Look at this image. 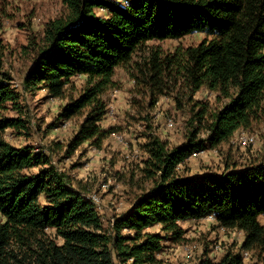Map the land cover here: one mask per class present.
Instances as JSON below:
<instances>
[{"label": "trees", "instance_id": "16d2710c", "mask_svg": "<svg viewBox=\"0 0 264 264\" xmlns=\"http://www.w3.org/2000/svg\"><path fill=\"white\" fill-rule=\"evenodd\" d=\"M58 1L66 14L45 24L23 89L62 99L74 79L86 77L81 95L59 115L71 118L89 108L76 142L99 145L112 134L101 126L108 113L101 96L116 86V70L147 43L203 34L199 44L173 52L151 49L131 75L152 92L151 108L166 90L175 93L178 109L195 103L197 125L177 146L148 137L144 173L152 187L106 220L86 198L89 191L44 152L4 138L8 129H26V120L0 115V264H160L165 242L180 244L184 224L210 216L244 239L238 252L218 261L204 255L197 264H243L250 251L264 264V162L221 173L181 172L193 153L218 148L264 122V0ZM4 51L0 36V112L11 107L22 113V94L12 75L1 71ZM203 88L228 102L212 112L195 102ZM201 132L205 139H198ZM156 227L160 232L152 231Z\"/></svg>", "mask_w": 264, "mask_h": 264}, {"label": "rangeland", "instance_id": "374dc122", "mask_svg": "<svg viewBox=\"0 0 264 264\" xmlns=\"http://www.w3.org/2000/svg\"><path fill=\"white\" fill-rule=\"evenodd\" d=\"M65 14L66 9L58 0H0V36L5 46L1 71L12 75L15 88L22 94L24 107L22 113L10 107L0 115L28 122L26 129H8L3 135L16 147L30 146L35 151L44 152L76 186L89 191V194L96 193L100 198L101 214L108 220L126 211L139 194L153 185L144 173L148 154L143 146L148 137L158 135L170 146H177L187 141L190 131L197 125L193 123L194 114L198 111H193L195 103L178 109L175 93L169 90L156 96L157 102L151 108L152 92L131 76L138 74L135 64L147 58L153 48L169 53L178 46L197 45L205 36L193 34L180 40L147 43L126 68L116 70V86L101 96L108 104V113L101 126L103 130L112 128V134L99 145L91 141L78 143L75 139L89 108L71 118L61 119L59 115L72 99L81 95L86 77L74 79L62 99L50 98L42 89H23L24 77L35 58L36 44L42 38L45 24ZM194 99L208 104L212 112L228 102L218 99L217 93L206 88ZM170 119L175 123L174 128L166 126ZM242 130L256 136V142L237 143L239 130L228 143L190 157L181 172L186 175L221 173L227 166L240 168L252 162H264V122L256 121ZM206 135L201 132L198 139H205ZM260 221L264 224V216ZM183 228L186 229L183 242H165L166 249L160 255V264H197L204 255L218 261L229 251L238 252L244 239L243 233L225 230L211 222L186 223ZM152 231L160 232V228ZM188 246H196L191 254L183 250ZM244 255L243 264H263L258 262L255 252Z\"/></svg>", "mask_w": 264, "mask_h": 264}, {"label": "built area", "instance_id": "2783aa9c", "mask_svg": "<svg viewBox=\"0 0 264 264\" xmlns=\"http://www.w3.org/2000/svg\"><path fill=\"white\" fill-rule=\"evenodd\" d=\"M166 126L167 128H174L175 127V123L172 119L168 120L167 123H166ZM256 136L254 135H251V134H248L246 131L244 130H241V132L239 133V136L236 137V142L239 143V144H254L256 141ZM203 151H198V152H195L192 154V156L196 157L200 154H202ZM191 156V157H192ZM51 163L53 165H55V162L51 161ZM105 187L107 185H104ZM86 198L88 200H90L97 208L98 211H100V208H99V204H100V198L98 197V195L96 193L94 194H88L86 196ZM101 212V211H100ZM205 222H211V223H215L216 224V221H215V218L213 216H210L208 217L207 219L204 220ZM224 229V228H223ZM227 230V229H225ZM231 231V230H229ZM233 231V230H232ZM239 233H242V232H239ZM186 249H183L186 253L188 254H191V252L195 249H192V248H196V246H193L192 248L191 247H185ZM217 249H220L219 246H217ZM245 256V255H244ZM246 256H247V253H246Z\"/></svg>", "mask_w": 264, "mask_h": 264}, {"label": "crops", "instance_id": "0c3cea01", "mask_svg": "<svg viewBox=\"0 0 264 264\" xmlns=\"http://www.w3.org/2000/svg\"><path fill=\"white\" fill-rule=\"evenodd\" d=\"M206 173V172H205ZM200 174H204V172L203 173H200ZM194 175H199V174H194Z\"/></svg>", "mask_w": 264, "mask_h": 264}]
</instances>
